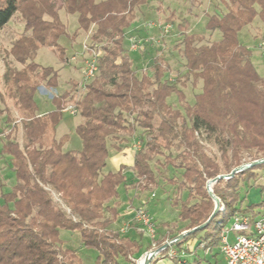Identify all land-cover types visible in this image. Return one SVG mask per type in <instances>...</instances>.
Wrapping results in <instances>:
<instances>
[{
    "label": "trees",
    "instance_id": "16d2710c",
    "mask_svg": "<svg viewBox=\"0 0 264 264\" xmlns=\"http://www.w3.org/2000/svg\"><path fill=\"white\" fill-rule=\"evenodd\" d=\"M145 3L0 0V31L15 14L23 25L9 50L3 51L0 77V122L5 116L12 124L2 153L10 156L15 177L11 191L0 194V264H82L75 251L62 248L61 230L79 234L81 246L96 252L94 264H120L121 259L133 262L132 256L140 250L138 242L109 230L117 215L116 203L112 207L109 203L118 198L119 187L126 182L125 167L106 173L103 169L109 156L108 141L119 135L132 136L135 127L146 132L132 166L141 190L157 185L150 167L153 158L161 155L162 149L175 147L178 151L172 160L168 155L166 163L172 166L175 160V167L182 170L177 190L186 191L187 196L174 199L171 205L178 207L179 222L186 223L183 231L203 225L212 215L214 201L205 188L208 181L240 166L244 153L253 155L250 163L264 158V77L252 64L250 50L238 41L239 32L255 19L264 26V0H227L225 13L207 18L205 29L220 34V39L209 45H197L202 41L199 36L182 35L185 78L191 77L193 84L202 82L192 104L178 89L179 80L168 83L163 79L167 69L162 59L156 58L150 73L140 77L132 69L125 31L135 20V10ZM60 11L75 16L78 29L86 32L93 28L90 40L93 46L100 45L102 52L96 75L74 100L81 118L75 128L81 141L79 151H65L68 136L57 139L55 135L77 85L72 86L71 94L65 91L52 97L53 111L36 115L38 88H56L58 76L56 70L39 66L34 58L39 48H50L63 60L64 49L57 43L66 35ZM172 95L182 112L166 103ZM19 126L21 144L12 135ZM198 129L217 147L219 161L204 152L195 135ZM263 170L264 163L258 164L212 184V194L223 210L204 228L174 242L156 257L167 258L169 264H218L217 255L222 258L219 234L228 221L239 214L251 220L264 215V202L242 208L239 197L241 185L256 181L257 172ZM50 191L58 195L69 215L57 208ZM165 243L164 238L158 241L157 249ZM171 250L175 256L169 259ZM156 257L150 264H156Z\"/></svg>",
    "mask_w": 264,
    "mask_h": 264
},
{
    "label": "rangeland",
    "instance_id": "374dc122",
    "mask_svg": "<svg viewBox=\"0 0 264 264\" xmlns=\"http://www.w3.org/2000/svg\"><path fill=\"white\" fill-rule=\"evenodd\" d=\"M145 1L144 5L135 10V20L132 26L125 31V48L131 60L132 69L140 77L143 73H150L149 69L156 58L162 59L163 65L167 69L163 79L168 83H176V80H179L180 83L177 84L178 89L184 94L185 101L188 104H192L194 96L201 92L202 82L198 80L193 84L191 77L185 78L186 71L184 69V60L181 56L182 35L201 37L202 41L197 45H209L213 41H218L220 34L218 32L210 33L205 29V24L208 16H219L227 11L224 5V3H227V0ZM59 18L66 28V35L59 38L57 42L64 49L63 60L50 48H39L34 58V62L39 66L50 67L57 71V87L50 89L41 86L35 95L37 108L39 111L47 113L53 111L55 108L51 101L53 96L60 95L65 91L71 94L73 93L72 86L77 85V91L73 100H67L66 102V106L74 105V100L79 99L85 86L83 71L86 60L90 59L93 55L99 57L102 53L100 50L101 46H93L90 40V36L94 31L93 28H90L86 32L78 29L76 17L66 15L63 11L59 12ZM22 27L19 15L15 14L0 31V77L4 71L3 51L9 50L10 43L21 33ZM179 27L184 28L181 29ZM238 41L250 50L252 64L258 74L264 77V54L258 48L260 44L264 43V26L261 25L258 19H255L251 25L239 32ZM14 66L20 69L18 64L14 63ZM182 83L184 84L181 85ZM166 103L172 109L182 112L181 104L175 95L170 96L166 100ZM128 121L132 122L133 120L131 117H128ZM80 122L81 118L78 114L73 116L69 112L62 113L61 121L56 127V138L59 139L64 135L68 136V140L64 145L65 151H79L81 149V141L75 134V128ZM5 129L7 130V127ZM145 134L144 130L135 127V131L130 137L119 135L115 139H110L108 141L109 156L103 173L108 171L115 172L117 166H114L112 159L118 156L117 152H136L142 146L141 139H144ZM195 135L204 148V152L209 157L219 161L220 155L217 147L206 138L204 131L198 129ZM18 136L17 134L13 135V139L16 142L19 140ZM177 154L178 151L175 147L168 151L162 149L161 155L155 156L152 162H150V167L157 181V188L150 189L154 195L153 198L152 194H149V188L144 191H139L138 188H135L138 192L136 199L139 201L137 203L134 202L135 197L132 196V193L125 195L128 200L125 205H127L128 209H132L134 214L138 209L143 210L151 220L153 232L150 236L141 228V225L139 226L140 229H138L135 220L124 225L123 230L119 232V236L134 238L140 245V250L138 254L132 256L133 262L121 259L119 261L120 264H137V261L142 256L157 249L156 243L158 241L164 238L166 243H169L171 242L169 239L174 236L177 237L183 229L182 223L180 224L177 221L172 222L177 219V214L175 215L174 211L178 207H174L173 209L171 205L174 199L183 200L187 196L186 191L179 192L177 190V186L181 181L182 170L175 167L177 165V161L175 160L173 162L175 165L171 166L166 163L168 155H170V159L172 160ZM125 158L127 160L128 157L125 156ZM252 158L253 155L244 153L242 164H249V160ZM125 169L123 174L127 181L134 185L137 184L138 180L135 174L131 170ZM257 174L258 179L256 181L244 183L239 188L242 208L264 202V170L258 171ZM50 193L57 208L69 215V210L64 206L58 195L52 191ZM149 197L152 200L158 199L157 201L161 200L165 203L164 209H158L156 214L161 216L166 223L170 222V224L167 223V227H164L159 221L153 220L150 216ZM147 200L148 202H146ZM257 211L263 212L260 208ZM231 225L232 219L223 227V230L230 229ZM59 239L62 243V248L75 251L82 264L95 263L96 252L81 246L80 236L77 232L61 230ZM229 239L233 241L234 235L230 234ZM191 244L193 245V243ZM173 256H175V252L171 250L169 252V259ZM156 259L159 258L156 257ZM216 259L218 264H224L220 255H217ZM167 262L169 260L163 258L159 259L156 264H168Z\"/></svg>",
    "mask_w": 264,
    "mask_h": 264
},
{
    "label": "built area",
    "instance_id": "2783aa9c",
    "mask_svg": "<svg viewBox=\"0 0 264 264\" xmlns=\"http://www.w3.org/2000/svg\"><path fill=\"white\" fill-rule=\"evenodd\" d=\"M258 48L264 54V43ZM97 58L93 55L85 62L83 71L85 85L97 73ZM63 111L73 116L77 114L75 105L65 106ZM220 210L223 208L220 207ZM134 220L151 236L153 232L151 220L143 210H136ZM230 234L234 235L233 241L229 239ZM219 250L224 264H264V215L254 220L246 215H235L230 229H222L219 234Z\"/></svg>",
    "mask_w": 264,
    "mask_h": 264
},
{
    "label": "crops",
    "instance_id": "0c3cea01",
    "mask_svg": "<svg viewBox=\"0 0 264 264\" xmlns=\"http://www.w3.org/2000/svg\"><path fill=\"white\" fill-rule=\"evenodd\" d=\"M9 110L11 111L13 118L17 119L16 112H14L11 107H9ZM64 112H66V111H63L62 113H64ZM46 113L47 112L39 111V109L37 108V112H36L37 116H42V115H44ZM5 127H7V130L5 129ZM11 129H12V124H8L6 122V117L2 116V119H1V122H0V145H1V147H0V149H1L0 150V194L1 193H7V192L11 191L13 185L15 184V177H14V173H13V171L11 169V164H10V156L7 155V154H3L2 153V147L5 144L6 139H7L6 136L9 134ZM14 134L19 135L18 137H19L20 141L17 140L18 141L17 143L19 144V142H22V131L20 129V126L13 132L12 135H14ZM55 135H56V130H55ZM63 149H64V146H63ZM119 152L120 151L117 152L118 156L114 158L116 160L112 159V162H113L114 166H117V170L119 169V167H123L124 166L126 169H129V170H131L133 172V170H132L133 155H134L135 152H133V151H130L129 153L128 152H120L119 153ZM125 156L128 157L127 160H125L126 159ZM139 185H140V181L139 180H138L137 184L134 185V184H131L130 182H128L127 179H126V182L119 187L118 198L115 199L114 201H112L111 203H109L110 207L114 206V204L116 203L115 204V210H116V213H117L116 218L113 220V222L111 223V225L109 227V230L111 232L116 233V234L119 235V232H121L123 230V226L124 225L129 224L131 222H134L135 214H134L132 209L129 210L127 205H125V203H127V201H128L127 198L125 197V195H127L128 193L129 194L132 193V196L135 197V201L134 202L137 203L139 201V200L136 199L138 192L135 190V188H138L139 191H141ZM153 188H157V186L150 187L149 188V194H152L150 189H153ZM151 196H152V198L154 197L153 194ZM157 200L158 199H153L152 200L149 197V214L153 218V220H157L164 227H167L168 224H170V222H167L168 223L167 224L166 221H164L161 218V216H158L156 214V211H158V209H160V210L164 209V206H165L164 204L165 203L162 202L161 200L160 201H157ZM146 202H148V200ZM172 208L174 209V207H172ZM174 214L175 215L177 214V219L173 220L172 222L174 223L175 221H177L178 223L181 224V222H179V220H178V209L174 211ZM106 216H107V214H106ZM182 224L185 227L186 223H182ZM137 225H138V229H140L139 228V226H140L139 223H137ZM184 227H183V229H184ZM183 229L181 230L180 234L182 232H184ZM128 238L131 239V240H135L134 238H130V237H128ZM191 245H190V248L193 247V245L192 246ZM138 253H136V254H138ZM167 263L169 264V262H167Z\"/></svg>",
    "mask_w": 264,
    "mask_h": 264
},
{
    "label": "water",
    "instance_id": "95a60500",
    "mask_svg": "<svg viewBox=\"0 0 264 264\" xmlns=\"http://www.w3.org/2000/svg\"><path fill=\"white\" fill-rule=\"evenodd\" d=\"M264 163V158L263 159H260V160H257V161H253L249 164H245V165H240L236 168H234L233 170H231L230 173L226 174V175H220V176H217L216 178L208 181L206 183V191L208 193V195L211 197V199L214 201V210H213V213L212 215L210 216V218L208 219L207 222H209L211 220V218L214 216V214L220 209L219 207V200L212 194V190H211V185L214 184L215 182H217L218 180L220 179H223V180H228L230 178H232L235 174L237 173H240V172H243L253 166H256L258 164H263ZM204 223L203 225L199 226V227H196V228H193L191 230H188V231H184L182 232L181 234H179L174 240H172L171 242L169 243H166L164 244L162 247L152 251V252H149L147 254H145L144 256L146 257V260L144 261V264H150L153 257L156 256L159 252H161L162 250L166 249L167 247L171 246L174 242L176 241H179L181 239H183L185 236H188L202 228H204V226L207 224Z\"/></svg>",
    "mask_w": 264,
    "mask_h": 264
},
{
    "label": "bare ground",
    "instance_id": "6f19581e",
    "mask_svg": "<svg viewBox=\"0 0 264 264\" xmlns=\"http://www.w3.org/2000/svg\"><path fill=\"white\" fill-rule=\"evenodd\" d=\"M146 260L145 256H142L138 261L137 264H144V261Z\"/></svg>",
    "mask_w": 264,
    "mask_h": 264
}]
</instances>
